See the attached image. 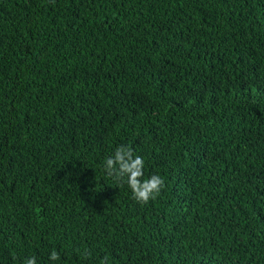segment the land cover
I'll list each match as a JSON object with an SVG mask.
<instances>
[{
    "label": "trees",
    "instance_id": "16d2710c",
    "mask_svg": "<svg viewBox=\"0 0 264 264\" xmlns=\"http://www.w3.org/2000/svg\"><path fill=\"white\" fill-rule=\"evenodd\" d=\"M32 256L264 264V0H0V264Z\"/></svg>",
    "mask_w": 264,
    "mask_h": 264
},
{
    "label": "clouds",
    "instance_id": "9594fccd",
    "mask_svg": "<svg viewBox=\"0 0 264 264\" xmlns=\"http://www.w3.org/2000/svg\"><path fill=\"white\" fill-rule=\"evenodd\" d=\"M145 161L140 155L134 154L133 149L126 145H119L113 153L106 157L102 168L107 177L114 180L117 184L123 182L131 190L132 197L138 203L147 204L151 199H155L165 187L164 179L157 174H152L148 178L144 173ZM89 252L84 253L87 258ZM61 259L58 251H51L49 254L50 261ZM107 257L101 260V264H106ZM23 264H37L34 256L28 257Z\"/></svg>",
    "mask_w": 264,
    "mask_h": 264
}]
</instances>
